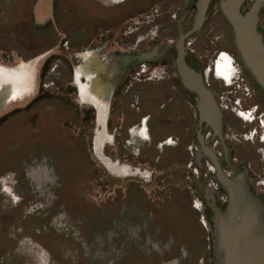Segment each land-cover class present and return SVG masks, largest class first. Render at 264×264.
Listing matches in <instances>:
<instances>
[{"label": "rangeland", "instance_id": "rangeland-1", "mask_svg": "<svg viewBox=\"0 0 264 264\" xmlns=\"http://www.w3.org/2000/svg\"><path fill=\"white\" fill-rule=\"evenodd\" d=\"M183 2L0 0V66L18 75L36 64L27 94L16 97L12 80L0 88V264H219L217 187L170 160V147L160 163L141 165L146 141L138 128L128 135L121 127L124 102L140 103L143 80L177 68L176 44L197 14L190 9L181 31ZM188 43L207 60L211 83L224 86L215 53L236 46L217 1ZM84 56L111 79L115 70L123 76L108 84L102 153L112 171L95 155L98 114L77 86Z\"/></svg>", "mask_w": 264, "mask_h": 264}, {"label": "flooded vegetation", "instance_id": "flooded-vegetation-1", "mask_svg": "<svg viewBox=\"0 0 264 264\" xmlns=\"http://www.w3.org/2000/svg\"><path fill=\"white\" fill-rule=\"evenodd\" d=\"M214 1H217L220 6V0H211L206 20L201 29L195 34L204 32L209 19V10ZM256 1L246 0L250 7ZM183 3L185 12L180 17L179 26L181 31L184 27H187L188 21L193 17L192 13L190 14V9H197L198 0H184ZM263 12L264 6L260 9L258 17V29L264 41ZM195 34L188 36L185 41L193 38ZM186 45L187 55L185 59L188 65L203 75L208 89L212 91L217 102L221 112V131L216 132L208 122H201L198 110V95L190 93V101L196 105L198 117L194 125V127L196 126L195 130H192L194 127L189 128L192 123L184 122L186 127V137L182 142L184 165L187 169L199 171L201 175L206 177L207 184L217 187V205L224 207L225 199L228 196L219 171L228 179H245L255 197L264 204V88L256 81L243 63L237 47L235 51L229 49L228 52L231 53L218 51L215 53V56L220 57L215 66L213 64L214 72L226 82L224 86L217 87L207 77L205 71L207 60L192 54L190 44ZM89 58L84 56V61ZM31 65L24 64L21 66L18 75H16L17 72L0 66V88H5L3 86L6 81L12 80L15 82L12 88H14L13 91L16 97L27 94L31 91L27 80L29 71L34 69ZM142 68V71H146L145 66ZM212 71L213 68L211 67L209 73ZM84 78H87V76L78 71L76 75L77 86L81 98L85 100L83 91L89 86L81 84L80 80Z\"/></svg>", "mask_w": 264, "mask_h": 264}, {"label": "water", "instance_id": "water-1", "mask_svg": "<svg viewBox=\"0 0 264 264\" xmlns=\"http://www.w3.org/2000/svg\"><path fill=\"white\" fill-rule=\"evenodd\" d=\"M211 0H198L191 30L180 34L176 44V67L186 88L198 95L201 122L221 131V112L201 73L186 61L185 39L199 31L206 20ZM223 15L230 23L235 44L243 63L264 88V41L258 29L259 12L264 0L246 8V0H220ZM108 111V104H107ZM225 184V206L215 205L214 248L219 264H264V204L254 195L243 178L228 179L219 171Z\"/></svg>", "mask_w": 264, "mask_h": 264}, {"label": "crops", "instance_id": "crops-1", "mask_svg": "<svg viewBox=\"0 0 264 264\" xmlns=\"http://www.w3.org/2000/svg\"><path fill=\"white\" fill-rule=\"evenodd\" d=\"M168 70L167 77L162 80L144 79L143 89L139 91L140 103L134 106L132 101L126 100L125 109L120 111L122 129L129 135L130 131L132 133L138 128L140 137L146 141L144 145L147 149L141 153L140 164H148V168H151L152 164L160 163V156L164 155L166 147H170L171 153L177 156L170 160L177 162L175 160L179 159L178 164H184L182 150V142L186 137L184 122L192 123L189 128H193L198 117L197 107L190 101L192 92L183 84L177 68ZM114 72L115 79L112 77L111 83L115 84L118 81L120 84L123 76L119 71ZM116 88L117 86L113 90ZM195 128L196 126L192 130Z\"/></svg>", "mask_w": 264, "mask_h": 264}, {"label": "bare ground", "instance_id": "bare-ground-1", "mask_svg": "<svg viewBox=\"0 0 264 264\" xmlns=\"http://www.w3.org/2000/svg\"><path fill=\"white\" fill-rule=\"evenodd\" d=\"M93 59H87V68L84 74L91 81V86L85 89L83 92L85 93V101L90 102L92 106L95 108L98 119V131L96 133L95 139V155L96 157L105 165L108 170L112 171V162L109 160L103 153L102 149L105 146L107 141L106 138V126L108 125V117L107 115V104L110 100L111 91H109V82H111V78L108 77L107 71L105 69L99 68L96 63L92 62ZM39 63V61H38ZM35 63H32V67H35ZM95 68V69H94ZM88 70V71H87ZM95 70L98 74L95 75ZM108 70V69H107ZM32 71H29L28 84L31 82L32 77L30 74ZM112 98V97H111ZM107 102V103H106Z\"/></svg>", "mask_w": 264, "mask_h": 264}, {"label": "trees", "instance_id": "trees-1", "mask_svg": "<svg viewBox=\"0 0 264 264\" xmlns=\"http://www.w3.org/2000/svg\"><path fill=\"white\" fill-rule=\"evenodd\" d=\"M90 118H91V124H93V114H91ZM222 191H223V193H225L224 190H222Z\"/></svg>", "mask_w": 264, "mask_h": 264}]
</instances>
